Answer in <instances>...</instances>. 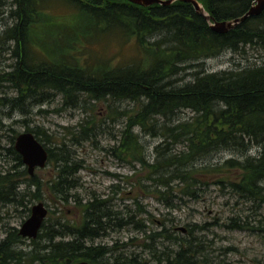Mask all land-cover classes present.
Masks as SVG:
<instances>
[{
    "label": "trees",
    "instance_id": "1",
    "mask_svg": "<svg viewBox=\"0 0 264 264\" xmlns=\"http://www.w3.org/2000/svg\"><path fill=\"white\" fill-rule=\"evenodd\" d=\"M197 1L211 18L210 22L197 14L191 4L179 1L169 6L141 7L126 0H0V15L6 10L13 20L11 26H5L0 32V51L9 52L15 61L11 70L0 76V88L7 83L16 93L12 98H1L0 105L26 113V105L40 106L55 96H60L62 105L71 109L81 108L87 102H104L110 111L118 104L134 103L137 109L126 118L121 141L112 154L118 158L123 156L124 161L133 160L145 170V180L151 186L138 180L144 193L170 205L167 198L176 191L174 183L181 186L178 191L182 195L197 198L196 188L206 185L205 179L210 176L214 177V185L229 189L241 201L264 207V62L238 64L216 73L195 70L202 67L204 60L225 51L241 54L246 47L264 50V11L259 16L246 18L227 33L218 34L209 24L242 17L256 0ZM55 8L86 18L81 38L91 45L114 38L121 45H130L135 55L116 65H112V58L79 65L70 53H62L54 62L45 60L31 44L29 30L39 15ZM187 71L192 80L176 85ZM182 111H189L192 116L184 121L176 120ZM127 114V111L117 113L120 117ZM136 127L143 133L162 137L154 149L156 158L152 163L144 157L140 139L133 133ZM93 129V122L86 120L76 128L65 129L64 134L71 145L78 146L90 140L95 133ZM26 132L34 134L41 144L48 141L37 129ZM177 145L182 149L176 152ZM45 149L47 163L52 165L55 175L44 187L55 201L68 204L72 199L79 208L81 220L78 225L56 221L54 229L44 226L36 238L38 241H31L30 254L19 251L21 237L16 229L9 228L0 241V264L80 261L211 264L202 243L192 236L194 231H204V226L186 230L190 238L183 239L171 232L177 230H168L163 223L160 230L148 231L143 221L135 218V213L122 217L110 208L108 201L95 195L82 203L71 193L79 186L76 175L82 163L75 160L64 141ZM252 149L256 153L250 156ZM7 152L16 165L0 172V205L29 212L32 201L41 198L43 184L25 169L18 170L23 164L14 145ZM222 152L236 154L241 159L196 166ZM22 185L24 188L20 189ZM262 221L258 223L263 225ZM129 227L144 236L142 250L148 251L150 259L141 258L140 254L119 253L117 244L113 247L85 244L105 236L109 228ZM247 227V221L228 226L231 229ZM41 240L44 245L40 244ZM134 241L132 238L131 243ZM162 241L175 245L176 249L164 247L159 251L156 246Z\"/></svg>",
    "mask_w": 264,
    "mask_h": 264
},
{
    "label": "rangeland",
    "instance_id": "2",
    "mask_svg": "<svg viewBox=\"0 0 264 264\" xmlns=\"http://www.w3.org/2000/svg\"><path fill=\"white\" fill-rule=\"evenodd\" d=\"M86 22L85 17L68 14L62 9L55 8V10L47 11L39 15L30 27L31 44L45 60L54 62L62 53H70L79 65L91 64L93 61H99L100 58H112V65H116L128 61L135 55L130 45H121L120 41L114 38L92 45L86 42L81 38ZM12 24L13 20L4 10V13L0 15V32L5 26ZM244 52L237 54L225 51L218 57L204 60L202 67L195 70L216 73L235 68L238 64L245 66L264 62L263 49L246 47ZM14 62L9 52L0 51V76L9 72ZM188 72L180 76V81L176 85L180 86L192 80ZM2 85L0 99L15 96L16 93L7 87V83ZM49 99L40 106L26 105V113L12 110L9 105H0V172H5L16 165L13 156L7 152L14 145L15 139L12 142V137L16 138L27 129H37L48 137V141L42 143L46 148H54L57 143L64 141L68 150L74 154L75 160L82 163V168L76 175L79 186L71 192L77 195L82 203L95 195L99 199L108 201L110 208L121 213L122 217L128 213H135V218L143 221L148 231L160 230L163 223L166 229L177 230L171 232L183 239L190 238L186 230L193 226H204L206 228L204 231H194L192 236L202 243L204 254L211 264H264V232L259 230H264V222L262 221L263 225L258 223V220L264 219V207L258 208L250 202L241 201L229 189L214 185L212 181L214 177L208 175L205 179L206 185L196 188L197 198L182 195L178 191L181 186L174 183L173 190L176 189V191L167 198L170 205L157 201L150 193H144L140 189L138 184L151 186V182L145 180V170L133 160L124 161L123 156L118 158L112 154V150L121 141L126 118L137 109L134 103L118 104L116 108L112 107L109 111L104 102H87L85 105L82 104L81 108L71 109L62 105L60 96ZM122 111H127V116L117 115ZM190 116L192 114L189 111H182L176 116V120L184 121ZM86 120L93 122L95 133L91 135L88 142H82L78 146L71 145L64 134L65 129L76 128ZM133 133L140 139L144 157L152 163L156 158L154 149L161 142L162 137L157 134L152 136L143 133L137 127L133 129ZM175 148L177 152L182 149V146L177 145ZM255 153V149H252L249 155L253 156ZM230 158L241 159L236 154L222 152L206 158L203 163L198 162L196 166L221 164ZM19 169L26 170V167L23 165V168L18 167ZM34 175L43 186L41 198L32 201L28 206L29 210L34 205L43 203L48 211L45 226L51 229L56 228V221L78 225L81 220L80 211L74 201L71 199L68 204L55 201L44 187V184L55 175L52 165L47 163L43 169H36ZM23 188L24 185L20 189ZM136 201L141 209L135 203ZM29 216L30 211L27 212L23 208L0 205V241L3 240L9 228L18 231ZM235 221L239 224L247 221L248 227L228 228L230 224L236 225ZM181 228L186 232L182 233L179 230ZM132 238L135 240L133 243H131ZM143 238L141 233L131 227L109 228L105 236L94 241H87L85 244L107 247L117 244L119 253L124 251L127 255L140 254L141 258L150 259L148 251L142 250ZM32 240L21 237L19 251L30 254ZM34 240L38 241V239ZM64 240L67 241L69 238ZM39 242L44 245L42 240ZM122 245H126V248H122ZM156 247L159 251L164 247L176 249L175 245L167 241L157 243Z\"/></svg>",
    "mask_w": 264,
    "mask_h": 264
},
{
    "label": "water",
    "instance_id": "3",
    "mask_svg": "<svg viewBox=\"0 0 264 264\" xmlns=\"http://www.w3.org/2000/svg\"><path fill=\"white\" fill-rule=\"evenodd\" d=\"M127 2L141 6L149 7L153 4L160 6H169L172 3L179 1L192 5L194 11L203 16L207 22L211 18L205 13L203 7L197 0H126ZM264 11V0H256L255 5L250 8L246 14L233 21L216 22L209 24L212 31L218 34H225L233 29L238 23L248 17L259 16ZM14 150L21 157L22 164L26 167L29 176L34 175L36 169H43L47 164L48 153L45 147L36 139L31 132L20 133L14 140ZM48 214L43 203L34 205L30 210V216L22 223L18 229V234L22 238L36 239L40 231L41 225ZM181 230L184 232L185 229ZM76 264H91L86 261H80Z\"/></svg>",
    "mask_w": 264,
    "mask_h": 264
},
{
    "label": "flooded vegetation",
    "instance_id": "4",
    "mask_svg": "<svg viewBox=\"0 0 264 264\" xmlns=\"http://www.w3.org/2000/svg\"><path fill=\"white\" fill-rule=\"evenodd\" d=\"M45 220H46V218H45ZM45 220L43 221L40 230L45 226ZM184 232H186V231H184ZM184 232H183V233H184ZM33 240H34V239H33Z\"/></svg>",
    "mask_w": 264,
    "mask_h": 264
}]
</instances>
